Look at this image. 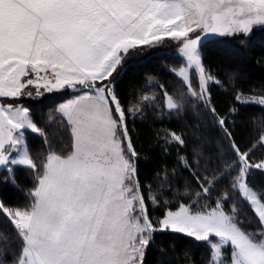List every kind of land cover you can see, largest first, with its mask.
<instances>
[{
  "label": "snow or ice",
  "instance_id": "snow-or-ice-1",
  "mask_svg": "<svg viewBox=\"0 0 264 264\" xmlns=\"http://www.w3.org/2000/svg\"><path fill=\"white\" fill-rule=\"evenodd\" d=\"M257 31L264 0H0V264H264ZM148 50L176 79L122 87Z\"/></svg>",
  "mask_w": 264,
  "mask_h": 264
},
{
  "label": "trees",
  "instance_id": "trees-1",
  "mask_svg": "<svg viewBox=\"0 0 264 264\" xmlns=\"http://www.w3.org/2000/svg\"><path fill=\"white\" fill-rule=\"evenodd\" d=\"M262 42H264V33L257 31L255 46L249 49L247 61L240 64L245 79L251 82L254 87L258 86L261 82V79L264 78V62H262L264 51L261 49ZM169 51H171V49H169ZM204 54L206 62L211 64L214 68H224L226 66L227 62L224 56L216 50L215 46L205 49ZM176 63H178V61L175 57L170 56L167 58H158L151 54V50H148L147 52L139 54L133 58V71L129 74L124 84H122V87H129L132 83L149 74H159L170 81H174L176 77H173L167 72L164 64H167L171 67ZM219 98L223 99L224 97L221 96ZM244 111L245 116L241 117V119H246L248 115H252L257 119L264 117V108H260L258 106H251ZM149 166H142L144 167L145 173H147ZM21 180L24 182L23 177H21ZM14 198L22 199L19 193H16ZM180 246L182 247L183 245ZM198 254L199 253H197V255ZM171 255L172 254L170 253V256ZM157 258L158 253L153 250L149 259L151 261H155Z\"/></svg>",
  "mask_w": 264,
  "mask_h": 264
}]
</instances>
